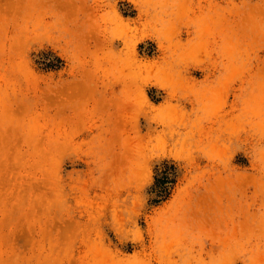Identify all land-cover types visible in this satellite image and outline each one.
<instances>
[{
    "label": "rangeland",
    "instance_id": "374dc122",
    "mask_svg": "<svg viewBox=\"0 0 264 264\" xmlns=\"http://www.w3.org/2000/svg\"><path fill=\"white\" fill-rule=\"evenodd\" d=\"M134 1L0 0V264H264V0Z\"/></svg>",
    "mask_w": 264,
    "mask_h": 264
},
{
    "label": "bare ground",
    "instance_id": "6f19581e",
    "mask_svg": "<svg viewBox=\"0 0 264 264\" xmlns=\"http://www.w3.org/2000/svg\"><path fill=\"white\" fill-rule=\"evenodd\" d=\"M133 2L135 3V4H137L134 0H133ZM54 30V32L59 36V37H56L55 38V41L58 43V45H59V48H61V49H63L64 47H67V46H70L69 45V43H68V37H70V34H69V30L66 28V27H55V29H53ZM242 31V32H244V31H246L247 30V28H244V27H241L240 26V28H238V33H239V31ZM68 31V32H67ZM263 64V63H262ZM261 63H259L258 65H257V67L258 68H260V66L262 65ZM264 66V65H263ZM97 113H98V118H97V121H96V124L94 125V128L96 129V130H98V131H100L102 128H104V127H110L111 128V131H110V133H108L107 135H106V137H104V139L102 140V146H104V145H109L111 142H114L115 144H113V145H116V146H119V143L120 142H122V141H120V137H122L121 136V131L122 130H124L123 128H125L126 127V120H125V117H124V115H123V110L122 109H119V108H112V111H111V108L110 107H107V108H104V107H102L101 109H99L98 111H97ZM127 128V127H126ZM118 133H117V132ZM118 134V135H117ZM124 134V133H123ZM124 138V137H123ZM125 139V138H124ZM131 139H133V138H131ZM131 139H129V141L131 140ZM128 140V139H127ZM133 140H139L138 138L137 139H133ZM125 143L127 142L126 140L124 141ZM134 142V141H133ZM139 142V145H137L138 147L139 146H141V144H140V140L138 141ZM117 143V144H116ZM123 143V142H122ZM121 143V144H122ZM127 143H129V142H127ZM175 147L178 145V144H180V141H179V139H177L176 141L173 139L172 140V142H171ZM178 143V144H177ZM130 144H133V143H131L130 142ZM130 144H128V147H126L128 150H127V152L129 153V155H127V159L129 160V158H130V155L131 154H133L134 152H133V149H135L136 147H132ZM135 144H138L137 142L135 143L134 142V145ZM113 145H110V146H113ZM123 145H125V144H123ZM130 145V146H129ZM120 146H122V145H120ZM124 147V146H123ZM182 147V146H181ZM131 148V149H130ZM133 148V149H132ZM124 149V148H123ZM119 150H120V148H119ZM123 151V155L122 156H124L125 155V151L124 150H121V152ZM177 152V151H176ZM119 154V153H118ZM122 156L120 155V156H118V159H122ZM175 156V155H174ZM126 158V157H125ZM124 158V159H125ZM124 159H122L123 161H124ZM127 159H125V162H126V160ZM118 162H119V160H117ZM130 163V162H129ZM126 164V163H125ZM202 208V207H201ZM198 210V209H197ZM204 210H207V209H204ZM203 210V211H204ZM211 212H207V214H205L206 216H208V217H211Z\"/></svg>",
    "mask_w": 264,
    "mask_h": 264
}]
</instances>
